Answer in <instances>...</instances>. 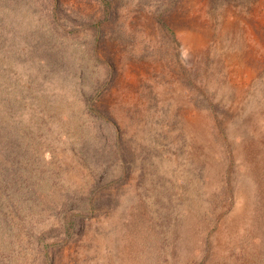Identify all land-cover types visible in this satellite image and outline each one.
Listing matches in <instances>:
<instances>
[{"label":"rangeland","instance_id":"1","mask_svg":"<svg viewBox=\"0 0 264 264\" xmlns=\"http://www.w3.org/2000/svg\"><path fill=\"white\" fill-rule=\"evenodd\" d=\"M105 1L0 0V264H264V0Z\"/></svg>","mask_w":264,"mask_h":264},{"label":"trees","instance_id":"2","mask_svg":"<svg viewBox=\"0 0 264 264\" xmlns=\"http://www.w3.org/2000/svg\"><path fill=\"white\" fill-rule=\"evenodd\" d=\"M56 1V0H55ZM104 4L105 5H107V2L104 0ZM55 10H56V8H54ZM90 111H92L93 113H96L97 115H99L100 113H99V111H98V109H96V108H94V107H92V106H90L89 105V108H88Z\"/></svg>","mask_w":264,"mask_h":264}]
</instances>
